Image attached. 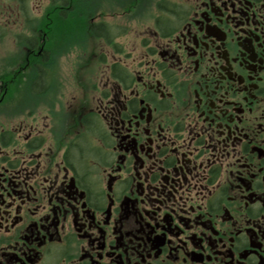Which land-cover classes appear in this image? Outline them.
Instances as JSON below:
<instances>
[{"label": "flooded vegetation", "instance_id": "flooded-vegetation-1", "mask_svg": "<svg viewBox=\"0 0 264 264\" xmlns=\"http://www.w3.org/2000/svg\"><path fill=\"white\" fill-rule=\"evenodd\" d=\"M35 1L0 0L16 63L77 15L102 68L1 57L0 264H264V0Z\"/></svg>", "mask_w": 264, "mask_h": 264}, {"label": "rangeland", "instance_id": "rangeland-1", "mask_svg": "<svg viewBox=\"0 0 264 264\" xmlns=\"http://www.w3.org/2000/svg\"><path fill=\"white\" fill-rule=\"evenodd\" d=\"M35 0H30V4L32 6L36 5ZM49 0H41V9H46L49 5ZM11 30L18 31L19 28L12 27ZM85 34V27L81 29H76L72 33V37H81ZM85 41L79 46L83 47L81 49H72V55L68 52L67 46L63 44H57L55 46V49L58 47V49L62 52L67 53L68 55L64 56L62 59H57V68L59 69L58 73L55 74H66L69 75L65 83H70L71 78L73 76V83L74 84H86V83H94L97 81V75L100 73L102 65L100 64L98 60V56L96 55L98 51H100V45L95 42V40H87V36H85ZM76 42H72V47L75 48L77 44ZM22 48L20 47V50ZM67 50V51H66ZM19 50L17 49V45L13 41V38L8 36L7 39H4L2 42H0V65H1V57L3 55H8L10 64V68L17 69L19 67H22L25 71V69H31L30 66V59L29 57H25L22 61L18 60V64L16 63L17 59H15V55L17 57L16 52ZM25 52V50H23ZM75 53H81L82 56L80 58L77 57ZM4 62V61H3ZM14 63V64H13ZM26 74V75H25ZM25 76L32 77L31 73H25ZM71 75V76H70ZM21 81H14V83H20ZM31 82L29 79L26 81V83ZM11 83V82H10ZM12 93V92H10ZM9 93V94H10Z\"/></svg>", "mask_w": 264, "mask_h": 264}, {"label": "trees", "instance_id": "trees-1", "mask_svg": "<svg viewBox=\"0 0 264 264\" xmlns=\"http://www.w3.org/2000/svg\"><path fill=\"white\" fill-rule=\"evenodd\" d=\"M83 3L85 4H96L97 0H85L83 1ZM89 12V11H88ZM87 12V13H88ZM86 14V12H85ZM69 20V22L67 24H61L58 23L55 26V35L53 37V39L51 40V44L49 45H45L46 46H57V44H65L62 41V38L66 35V31L69 32V34L71 35L76 29H81L85 27L84 22L81 20V17L76 16H72L70 18H67ZM86 15H85V18ZM66 22V21H65ZM24 43L25 48H28L30 52V66L31 68L37 66L39 67L41 70L39 73H37L33 79L31 80L32 83L36 84V83H44L46 82L47 78L50 77V70L54 67L55 65V61L57 62V60H54L53 58H40L39 61L38 59H36L35 57H33V42L32 40H28ZM39 62V63H37Z\"/></svg>", "mask_w": 264, "mask_h": 264}]
</instances>
